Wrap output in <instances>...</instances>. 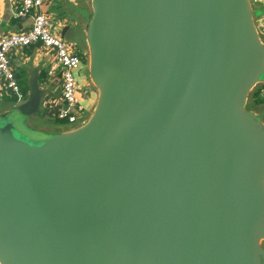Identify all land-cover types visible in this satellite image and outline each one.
<instances>
[{"label": "water", "instance_id": "obj_1", "mask_svg": "<svg viewBox=\"0 0 264 264\" xmlns=\"http://www.w3.org/2000/svg\"><path fill=\"white\" fill-rule=\"evenodd\" d=\"M254 16L250 0H91L89 118L32 143L0 115V264H264ZM29 88L25 117L35 69Z\"/></svg>", "mask_w": 264, "mask_h": 264}, {"label": "crops", "instance_id": "obj_2", "mask_svg": "<svg viewBox=\"0 0 264 264\" xmlns=\"http://www.w3.org/2000/svg\"><path fill=\"white\" fill-rule=\"evenodd\" d=\"M20 1L0 0V35L22 32L30 25V18L19 20L15 17V11L20 5ZM39 12L50 19L54 32L59 37L77 48L71 41H75L80 34H84L91 14V0H43ZM52 60L53 57L48 51L38 44L15 49L9 53L10 65L23 95L21 100L13 93L5 90L0 80V115L6 114L16 118L18 120L17 127H28L26 129L33 132H41L45 135L44 140L53 137L58 132L73 128L56 118L57 111L62 107L60 100L61 85L59 74L54 79L47 77L46 73ZM82 66L83 62L75 73V77L82 72ZM33 69L37 71L38 85L45 92V95L41 101L39 113L25 117L17 113L14 107L18 102L28 97L30 73ZM81 104L84 106L83 103ZM84 108L86 110L85 106ZM30 121H32V125Z\"/></svg>", "mask_w": 264, "mask_h": 264}, {"label": "built area", "instance_id": "obj_3", "mask_svg": "<svg viewBox=\"0 0 264 264\" xmlns=\"http://www.w3.org/2000/svg\"><path fill=\"white\" fill-rule=\"evenodd\" d=\"M255 2L263 10L260 23L264 30V0H255ZM42 4L43 0H21L15 11V17L19 20L30 18V25L22 32L0 35V80L5 90L16 95L18 99H23L17 77L10 65L9 53L15 49L40 45L53 57L46 73L47 77L54 79L58 74L60 75L62 107L57 111L56 118L68 125H80L85 121L83 116L86 110L76 95L75 73L83 62V55L74 45L66 43L55 34L50 19L39 12ZM256 22L255 20L258 30ZM262 96L264 97V91Z\"/></svg>", "mask_w": 264, "mask_h": 264}, {"label": "rangeland", "instance_id": "obj_4", "mask_svg": "<svg viewBox=\"0 0 264 264\" xmlns=\"http://www.w3.org/2000/svg\"><path fill=\"white\" fill-rule=\"evenodd\" d=\"M252 10L255 14L254 18L257 21L258 30L260 33V38L264 42V30L261 27L260 18L263 15V10L261 6L255 2V0H250ZM57 34V33H55ZM66 41V40H65ZM74 43L79 51L83 55V66H82V72L76 75V81H77V97L80 100L81 103L84 104L86 107V112L84 114V120H87L92 113V110L95 106L96 99L98 92L91 83L89 79L88 74V49L85 41L84 34H80L75 41H71V43ZM70 44V43H69ZM264 83L256 85L252 91L249 93L247 98V104L246 108L257 115V117L262 120L264 123V98L261 96H258V100L255 101L254 93L259 91ZM257 99V98H256ZM1 120V119H0ZM3 122H11L18 133V136L21 137V139L37 143L44 141L45 135H43L41 132H33L31 130H28L26 128L17 127V119L7 115L6 119H2ZM30 124L32 125V121H30ZM39 126V125H37ZM71 127L78 126L77 124L70 125ZM30 129V128H29ZM33 130V129H32ZM33 133H36L35 135ZM262 246L264 247V242L262 243Z\"/></svg>", "mask_w": 264, "mask_h": 264}, {"label": "trees", "instance_id": "obj_5", "mask_svg": "<svg viewBox=\"0 0 264 264\" xmlns=\"http://www.w3.org/2000/svg\"><path fill=\"white\" fill-rule=\"evenodd\" d=\"M263 91H264V84L262 85V87H261V89H260L259 91H257V92L254 93L255 101L258 100V98H259L258 96L263 97V96H262V92H263ZM256 98H257V99H256ZM263 98H264V97H263Z\"/></svg>", "mask_w": 264, "mask_h": 264}]
</instances>
